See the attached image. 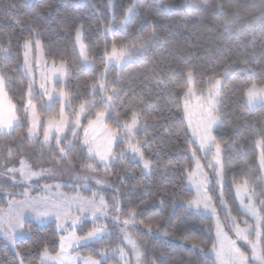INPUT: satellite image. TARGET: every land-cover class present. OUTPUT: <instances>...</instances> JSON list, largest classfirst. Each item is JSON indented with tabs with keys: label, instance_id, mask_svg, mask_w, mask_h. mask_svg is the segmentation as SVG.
<instances>
[{
	"label": "trees",
	"instance_id": "16d2710c",
	"mask_svg": "<svg viewBox=\"0 0 264 264\" xmlns=\"http://www.w3.org/2000/svg\"><path fill=\"white\" fill-rule=\"evenodd\" d=\"M113 1V9L110 10L108 0H87L85 4L78 0H35L32 5H27L23 0H0V43L6 47L10 45L7 58L0 56V71L11 77L8 97L16 106L17 115L22 121V127L16 128L11 135H0V162L15 164L23 153L29 151L34 166L48 159L51 164L64 165L76 173L86 170L80 167L81 163L87 161L81 133L73 141L75 147L70 153L73 167H69L66 162L57 164L53 159L56 151L54 144L53 147H45L27 138L29 125L23 111L29 81L21 72L24 39H39L47 60L65 61V92L75 107L81 99L90 96V85L103 78L101 73L105 62L102 56L105 46L110 51L114 38L117 43L134 42L136 29L147 15L151 23L145 26V31L150 30L154 23L162 40L151 43L147 52L134 54L120 69L111 65L106 78L110 85L115 82L117 88L113 100L115 112L123 116L126 111L130 113L131 109L136 108L143 113L141 126H138L139 130L135 134L141 141L145 158L151 161L150 174L145 175L139 163L133 161L129 154L123 159L119 158L124 147L122 144H118L115 149L118 158L111 164V170L104 172L101 168L97 173L110 176L116 187L115 201L119 202L122 209L120 221L132 209L136 213V224L143 227L151 224L152 231L164 235L162 238L135 235L145 248L149 264L153 259L156 264H212V260L206 259L198 249H192V243L195 241L206 249L212 247L215 241L213 220L180 205L182 201L193 198V192L185 181L188 175L185 168H193L191 150H197V156L204 161L205 166L210 154L203 158L189 134L183 99L178 101L173 95L175 93L183 97V90L176 87L172 77L182 81L187 69H192L197 87L207 88V77L222 74L218 104L220 121L213 135L223 149L224 199L232 215L244 217L234 193L236 184H243L247 178L257 194L264 193V181L260 179L263 173L259 165L264 145H260L259 150L257 144L261 139L260 133L264 132V105L249 106L242 96L243 88L253 81L264 85V24L255 19L259 15L258 11L253 15L242 12L237 24H247L249 27L243 35L238 36L234 28L223 27V14L216 5L236 4L251 10L260 4V0H192L199 7L191 10L179 7L183 0H167V3L176 6L171 9L164 8L161 0H136L138 15L132 16L124 27H121L120 22L132 0ZM13 4L15 7H10ZM226 10L231 11V8ZM78 24L84 25L82 39L90 60L95 62L94 70H86L80 62L75 45V27ZM106 25L113 28L111 33L106 30ZM32 27L39 28L38 36L31 32ZM253 39L256 42V55H246L244 58L248 59L254 75L249 77L248 72L243 70L244 66L239 63L232 64L225 73L223 61L229 57L234 59L238 52L243 51L239 48L240 41ZM251 51L249 47L248 53ZM36 103L37 113L43 123L60 111L58 101L50 109H44L39 99ZM101 103L98 94L89 112L99 110ZM115 112L111 119H106L113 131L116 130ZM85 116L94 118L88 113ZM82 124L87 125L86 118H83ZM68 138L72 139L70 131ZM9 148L13 152L11 159L7 158ZM205 168L210 172V169ZM245 174H248L247 177ZM17 188L20 187L9 188L8 191ZM63 191L84 197H91L94 192L68 186H64ZM213 191L214 187L210 192L214 204L222 221L227 223L225 211L220 208ZM37 192L34 189L30 195L34 197ZM165 192L168 195H164ZM108 194L101 195L110 200ZM15 199H23V196L16 195ZM7 201L0 193V207L6 209ZM114 215L117 213L114 212ZM28 223L31 231L17 240L15 247L0 239V264H19L21 257L24 264H39L38 254L45 244L51 252L57 251L59 236L55 222L42 223L32 219ZM88 229H91L90 224ZM109 244L110 240L104 239L83 251L96 255L97 251ZM17 252L21 254L20 257L16 255Z\"/></svg>",
	"mask_w": 264,
	"mask_h": 264
},
{
	"label": "snow or ice",
	"instance_id": "6c2138e0",
	"mask_svg": "<svg viewBox=\"0 0 264 264\" xmlns=\"http://www.w3.org/2000/svg\"><path fill=\"white\" fill-rule=\"evenodd\" d=\"M113 0H108L109 5H112ZM163 7L171 9L176 7L167 3V0H161ZM14 8L15 5H10ZM179 7L186 9H196L199 5L192 2V0H183V4ZM216 7L223 14L222 25L226 29L234 28L235 33L240 36L243 35L247 27V24H237L238 18L242 12H247L248 15H253L255 12H259L255 19L259 20L261 24H264V0H260V4L251 10L242 8L236 4L225 5L218 3ZM231 8V11L226 10ZM138 15L136 9V0H132L125 11L124 19L120 22L121 27H124L129 23L130 17ZM115 18V17H114ZM150 18L145 15L140 25L136 29V39L134 42H121L117 43L115 38L109 51L105 46L102 59L105 65L114 62L117 65L125 64L132 58L134 54H142L147 52L148 47L155 41L162 40V37L158 34L156 26L153 23L150 30L145 31V26L150 24ZM84 25L78 24L75 27V41L80 46V54L85 61H89L90 66H94V61L90 60L89 54L86 50V46L82 42V29ZM106 30L111 33L113 28L106 25ZM125 31H127L125 27ZM31 32L36 36L39 35V28L32 27ZM165 43H168L165 41ZM256 42L240 41L239 48L242 52H238L235 58H227L223 61L224 72L226 73L232 64H242L243 70L248 72L249 77L254 75L252 69L249 67L248 59L244 58L246 55H256ZM33 46L36 49H40L41 42L39 39L35 40L33 45V38L24 39V71L26 74L32 73V65L30 63V54ZM252 51L249 54L248 48ZM264 47V46H262ZM10 52V45L5 46L0 43V56L7 58V54ZM264 54V53H262ZM65 61L61 60L59 69L56 67L55 61H53V72L60 71L63 75L62 69ZM222 74H213L206 79L207 88H198L197 80L195 78L192 69H187L182 81H176L175 77H172L176 87L183 90V97L176 96L177 100L183 99V110L188 120V125L192 129V135L199 141V151L204 152L205 158L208 153H212V158L208 160L207 165H202L200 158L197 156V150L192 151V157L194 160V167L190 170L188 167L185 171L188 174L189 181L195 186L196 195L189 200L184 201L181 206H187L189 208H195L197 212L204 216H210L215 218L216 228V240L213 242L211 249L202 247L199 243L193 241L192 249H198L206 259L212 260V264H264V193L257 194L255 189L250 186V180L245 178L243 184H236L237 197L240 200V208L244 212V215L249 219L241 220L239 217L232 215L231 209L228 208L226 201L224 200L223 191L220 192V204L225 209V219L229 221L228 227L234 233L235 238L230 236L225 231V225L221 223L220 217L217 214V208L213 204V197L209 194V185L212 181L209 179L208 173L204 170L205 167L212 169L215 175V183L223 186L224 172L222 163L223 149L221 144L217 141L213 135V129L220 121V109L218 107L219 98L221 96V79ZM100 79L90 85L91 94L89 97H85L80 100L79 104L73 106V101L69 98L68 94L61 90L58 93V98L61 100L60 111L58 114L50 116L47 119L46 124L41 122L40 116L37 113V106L33 101L35 96L32 91V83H29L27 92V102L24 106L23 116L28 122L27 138L29 141L33 140L40 134V129L43 128V144L49 147H53L52 141H55V152L53 159L57 164L66 162L69 167H73V160L70 156L72 149L75 147L73 141L79 138L80 129L83 130L82 147L87 149V161L81 163L80 167L86 169L89 172H97L101 169L104 172L111 170V164L118 158L115 151V146L118 144L124 145L121 148L119 158L123 159L124 156L131 152L132 158L142 162L145 170L149 169L151 161L145 158L143 151L141 150V141L136 137V131L139 130L138 126H141L143 113L142 111L133 108L125 112L122 116L119 112H115L113 100L117 93L115 82L109 84L107 80V70L101 73ZM60 77H57L59 80ZM11 81V77L6 75L3 71H0V135H11L16 129L22 127L21 117L17 115L16 106L8 98V85ZM47 77L44 73H41L40 88L43 90V95H49L51 97L50 90L46 86ZM54 91V90H53ZM100 95L102 101L99 110L94 113L89 112V109L93 107V102L97 95ZM242 96L246 98L249 105L262 104L264 105V85H258L256 82H252L249 86L243 88ZM195 98V110L197 113V119L193 126V105L192 101ZM49 109L51 105L48 106ZM70 111L66 112L65 109ZM115 112L116 130L113 131L106 123V119H111L112 114ZM94 116V118H88L85 116ZM87 119V125L83 126L81 118ZM146 126V121L144 122ZM103 127L105 136L101 140L95 132L98 128ZM71 132L72 139L68 138V132ZM261 139L257 141L258 145H264V132L260 133ZM13 156L12 149H8L7 158L11 159ZM90 161V162H88ZM19 167L8 166L5 162L4 171L0 172V179L7 177L14 183L17 182V173L23 182H30L33 178H39L45 173L53 174L51 168H39L33 169V167L21 157L18 161ZM260 166L264 170V152L260 157ZM246 177L248 174H245ZM81 179V177H77ZM82 179L87 180V177ZM264 181V175L260 177ZM96 183L102 184L100 179L96 180ZM44 189L50 190L53 185L45 184ZM61 185L56 184L55 188L59 189ZM85 187H87L85 185ZM4 195L8 196L7 208L0 207V233L4 238L9 241L13 247L16 246V238L23 236L26 232L31 231V226L28 223L29 217L34 218L39 222H44L46 218L54 217L56 220L57 229L61 232L67 233V235H61L59 250L54 253L49 250L47 244H45L42 250L38 254L39 264H78V258L74 257L70 249H73L75 245L88 244L90 242H97L103 238L106 232V227L102 223H99L102 217L108 215L109 210L117 213L113 219L119 221L120 213L122 209L119 202L109 205L104 196L98 192H92L91 197L74 196L69 197L64 193L58 192L55 198L50 196H36L30 195L29 188H25L23 193V199L17 200L15 196L17 194L10 193L5 190ZM164 195H168L167 192ZM98 197V198H97ZM115 200L116 198L113 197ZM161 203H164L161 200ZM75 209L78 213H85L84 216H73L72 212ZM87 214L92 217L93 227L86 231L84 235H77V227L81 225L82 221L87 220ZM135 210L130 209L127 213V217L123 220L125 226L131 225L133 229L136 227ZM69 221L71 222L69 224ZM143 223V221H141ZM67 225V226H66ZM149 232L152 230V225L147 224ZM81 230H83L81 228ZM123 232V239L126 247L131 253V258L125 259L129 256V251H126V247H117L112 249L114 253L118 252L120 259L124 261V264H132L133 259L135 264H146L144 261V253L138 243L133 237L131 232L126 229H121ZM139 231V229H136ZM242 242V243H240ZM16 255L20 257V253ZM109 257L106 252L99 254V259L88 256L84 260V264H107ZM19 264H24V260L21 257ZM151 264H156L155 259Z\"/></svg>",
	"mask_w": 264,
	"mask_h": 264
},
{
	"label": "rangeland",
	"instance_id": "374dc122",
	"mask_svg": "<svg viewBox=\"0 0 264 264\" xmlns=\"http://www.w3.org/2000/svg\"><path fill=\"white\" fill-rule=\"evenodd\" d=\"M23 1L27 5H32L35 2V0H23ZM78 1L81 4H85L87 2V0H78ZM113 3H114V1L112 2L111 6L109 5L110 10L113 9ZM82 42H83V39H82ZM33 45H35V41H33ZM75 45H76L77 53H78V56H79V59H80V62L82 64V66L86 70H94L95 69V65L94 66H90L89 65V61H85L83 56H81V54H80V46H79V44L76 43V41H75ZM30 63L32 65V73L29 75V74H26L25 71H24V48H23L21 72L28 79L29 83L30 82L32 83V91H33V95L35 96V100L33 101V103H35L36 106H37L36 100L37 99L41 100V105H42V107L44 109H49V107H48L49 105H51V107H52L53 103L55 101H58L61 104V100L58 98V93L61 90L65 91V87H66V73H67L66 64H64V67L62 69V72H63L62 76L60 74V71L53 72L52 71L53 62L46 59V57L44 55V52H43V49H42V45H41L40 49H36L35 46H33L32 52L30 54ZM55 64H56V67L59 69L60 62H55ZM111 65H115V66H117L120 69L124 64L117 65L114 62L108 63L107 65H105V68L102 71V73L105 72V70H108V68ZM41 73H44L45 76L47 77L46 86L49 88L50 93H52L51 97L49 95H43L42 94L43 90L40 88ZM57 77H60L59 80H57ZM245 101H246V98H245ZM26 102H27V94H26V99H25L24 106H25ZM195 103H196L195 98H193V101H192V105H193V126L195 125V121L197 119V113H196V110H195ZM246 103H247V101H246ZM255 105H259V103L252 104V105H249V106H255ZM67 110L68 109L66 108L65 111L67 112ZM83 118L84 117L81 118V123L83 121ZM184 118L186 120V125L188 127L189 134H190L193 142L196 143L198 148H199V141L197 140L196 137H194L192 135V129L188 125V120H187V117L185 116V113H184ZM41 122L43 123L42 119H41ZM46 122H47V120L45 121L44 124H46ZM218 124H219V122H218ZM218 124H217V126H218ZM217 126L213 129V133L215 132ZM79 131L82 134V141H83V130L80 129ZM95 135H97L102 140L103 137L105 136V132H104L103 127L98 128L96 130V132H95ZM31 141L32 142L38 141L41 145H43L45 147H49V146H46V145L43 144V128L40 129L39 136H37L36 138H34ZM82 141H81V143H82ZM52 144L55 145V141L54 140L52 141ZM116 147H117V145L115 146V149H116ZM258 147H259V150H260V145H258ZM84 148H85L86 153H87L86 147H84ZM200 152L202 153L203 158H205L204 152H202V151H200ZM127 154H129L132 157L131 152H128ZM208 154H210V157L208 159V160H210L212 158V153H208ZM21 157H23L33 167V169H39L41 167H43V168H51L53 170V174L45 173L44 175H42L39 178H33L30 182H23L21 180V178L19 177V174L17 173V182L16 183H14L10 178H7V177H4V178L0 179V189L5 190V191L10 192V193H15L17 195H21L25 188H29L30 194H32V191L34 189L38 190V192L36 193V195L34 197H36V196H50V197L55 198V196H56V194L58 192L64 193V194H66L69 197L77 196V195L67 194V193H65L63 191V187L64 186H68L70 188H75L77 190H81V189L93 190L95 192H98L99 194H105L107 192V193H109L108 196L110 197V200H108V198L106 196H104V198L109 203V205H112V204H114L116 202L115 201L116 199L115 200L113 199V197H115V198L117 197L116 187H115L112 179L110 178V176L103 175L102 173L98 174L97 172H95V173L89 172L87 170H85L83 172L76 173V172L71 171L68 167H66L64 165H58V166L57 165H53V164H51V162L48 161V159L47 160H43L40 165L34 166L32 164V162H34V160L32 158L33 156H31V153L29 151L23 153V155ZM260 157H261V155H260ZM132 160L138 162L139 165L142 168L143 173L145 175L149 176L151 166L149 167V169L145 170L143 168L142 162H140L138 160V158L137 159H133L132 158ZM200 161H201V164L204 165V161L203 160H200ZM4 165H5V163L0 162V172L4 171ZM259 165H260V158H259ZM8 166L19 167V163L17 162L15 164L8 165ZM193 167H194V161H193ZM101 168H102V166H101ZM260 168H261V166H260ZM208 169H210V168H208ZM204 170L208 173L209 179L212 181V183L209 185L210 192H211V188L214 187L213 196H214L215 199H217L220 208H222L225 211V209L220 204V192L223 190V186L221 187L220 185H217L215 183V175L212 172V169H210L211 173L208 172L206 170V168ZM223 172H224V169H223ZM262 173L264 175V170H262ZM77 177H81V179H77ZM83 177H87V180L82 179ZM97 179L102 180L103 183L98 185L96 183ZM185 181H186V184L189 187V189L192 190L193 197H194L196 195V189H195V186L189 181L188 175H187ZM45 184L53 185V187L50 190H46L43 187ZM56 184L61 185V187L59 189H56L55 188ZM85 185L87 187H85ZM223 185H224V181H223ZM15 187H20V188L12 189V190L8 191L9 188H15ZM210 192H209V194H210ZM0 193H1L2 197H3V199H9L8 196L4 195V191H0ZM234 193H235V196H236V200H237L239 209L244 214V212L240 208V200L237 197L236 186L234 187ZM212 202L214 204V202H215L214 199H213ZM183 204H184V201H182L180 203V205H183ZM183 207H185L189 211H193V212H195L197 214H200L199 212L196 211L195 208H189L187 206H183ZM217 214L219 215L218 209H217ZM72 215L73 216H77V215L84 216L85 213H78L75 209H73ZM114 216H116V215H114V212L109 210L108 215L105 216V217H102L101 220L99 221V223H102L103 225H105L106 232L104 233L103 238L101 240L97 241V242H100V241H102L104 239H108V240H110V244L108 246H106L105 248L97 251L96 255L85 254L83 250L86 249L88 246H91V245H93V244H95L97 242H90L88 244L75 245L73 247V249L69 250L74 257L78 258V264H84V260L88 256H93V257L99 259V254L102 251L106 252V254L109 257V259L107 261V264H124V261H122L120 259L119 253L118 252L114 253L112 251V249H115L117 247H126V244H125L124 239H123V232L121 231V229H126L128 232L132 233L133 237L138 241V243H139V245H140V247H141V249H142V251L144 253V257H143L144 261L146 262V264H149V262L146 259L145 248L142 245V243L140 242V240L135 235L147 234V235L156 236V237H159V238L164 237V235L160 234V233H157V232H154L152 230H151V232H149L148 228H145L142 225H138V224H136L135 229H133L131 227V225L125 226L123 224V221H120V220L117 221V220L113 219ZM208 217H210V216H208ZM219 217H220V215H219ZM210 218L213 220V223H214V237H215V240H216L215 218H213V217H210ZM239 218L241 220H244V219H249L250 220V218L245 216V215H244V217H239ZM32 219H34V218H32ZM220 221H221L222 224H224L226 226L225 227V231L228 232V234L230 236L235 238L234 233L231 231L230 227H228L229 221H227V223H224L222 221L221 217H220ZM45 222H55V230L57 231L59 238H60L61 235H67V233L61 232L60 230L57 229L56 220H55L54 217L46 218L44 220V222H42V223H45ZM250 222H251V220H250ZM70 223L71 222L69 221V224ZM89 224H90V226L92 228L93 227L92 217H91L90 214H87V220L86 221H82L81 225L78 226L77 229H76L77 235H81V236L84 235L86 233V231L89 230L88 229ZM81 228L83 230H81ZM136 229H139V231H136ZM240 243H242V242H240ZM59 245H60V240L58 241V249H57V251L59 250ZM126 251H129L127 247H126ZM128 258H131L130 251H129V256L126 257L125 259H128ZM132 264H135V260L134 259L132 261Z\"/></svg>",
	"mask_w": 264,
	"mask_h": 264
},
{
	"label": "crops",
	"instance_id": "0c3cea01",
	"mask_svg": "<svg viewBox=\"0 0 264 264\" xmlns=\"http://www.w3.org/2000/svg\"><path fill=\"white\" fill-rule=\"evenodd\" d=\"M28 220H32V218L31 217H29V219ZM25 236V234L23 235V236H18L17 238H16V241L17 240H19V239H21V238H23ZM0 239H2V240H4L5 242H7L8 244H10L11 245V243L9 242V241H7L5 238H4V236H3V234L2 233H0ZM15 241V242H16Z\"/></svg>",
	"mask_w": 264,
	"mask_h": 264
}]
</instances>
